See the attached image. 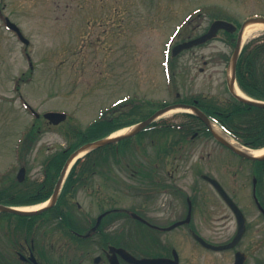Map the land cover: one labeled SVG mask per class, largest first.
Returning <instances> with one entry per match:
<instances>
[{"label": "rangeland", "instance_id": "rangeland-1", "mask_svg": "<svg viewBox=\"0 0 264 264\" xmlns=\"http://www.w3.org/2000/svg\"><path fill=\"white\" fill-rule=\"evenodd\" d=\"M5 17L19 27L28 46L6 29ZM251 18L264 19V0H0V190L12 186L23 190L25 184L40 181L45 159L75 143V132L87 128L112 106L129 113L132 104L148 101L175 102L202 96L220 104L231 101L227 85L233 48L223 35L175 57L168 53L174 45L204 33L215 19L241 24ZM259 39H264V31L244 44ZM123 99L134 103L120 105ZM149 107L137 109V117L147 115ZM49 111L64 112L67 118L51 126L42 118ZM183 113L164 115L157 121L177 122L183 120ZM106 116L114 118L116 113L108 111ZM32 125L36 126V139L19 152L23 135ZM152 142L144 135L134 138L127 145L132 148L108 157L122 167L115 171L118 181L103 189L105 198H90L81 190L68 199L69 208L65 209L80 227L110 207L136 208L133 190L125 189L136 180L127 170L154 160ZM167 159L182 162L178 169L181 183L197 187L196 199L202 209L216 208L215 222L197 225L198 233L213 236V241L222 244L234 231L231 214L200 179L204 173L215 178L247 216V232L236 248L247 255L245 264H264V222L247 197L250 179L240 160L207 136ZM20 168L25 169V180L18 184ZM93 181L95 186L100 183L98 178ZM57 224L36 228L34 235L40 245L51 250L58 264H93L98 251L74 247L53 229ZM163 238L170 240L182 264H231L233 260L234 251L200 250L183 231ZM0 248L8 250L5 237L0 238Z\"/></svg>", "mask_w": 264, "mask_h": 264}, {"label": "flooded vegetation", "instance_id": "flooded-vegetation-1", "mask_svg": "<svg viewBox=\"0 0 264 264\" xmlns=\"http://www.w3.org/2000/svg\"><path fill=\"white\" fill-rule=\"evenodd\" d=\"M237 28L239 29V27ZM238 29L234 34L229 35L232 40L236 39ZM197 104L200 103L197 101ZM201 137L202 132L200 129H196L191 134L193 142ZM170 139L171 136L168 140ZM240 162L244 165V171L250 179V192L247 197L252 200L253 205L259 213L258 217L264 222V213L257 206L259 204L264 211V160ZM96 163L101 169L93 171L87 169L85 175L82 177V183L72 185L75 195L81 190H86L90 198L93 196L105 198L107 193L103 189H106L108 184L112 185L116 183L115 181H118L115 174V171L119 168L118 164L107 160H100L97 162L92 161L89 165L96 167ZM181 163L177 159L175 161L166 159L143 162L142 164L148 167L146 169L148 175L147 177L137 176L135 178L137 181L133 187L132 195L135 196L137 201L136 208L126 216H123L122 211L113 206L102 210L95 219L87 221V224L84 226V234H88V236L84 239V246L89 250L94 247L98 251V254L92 259L93 264H108L109 248H123L122 245L124 243L129 244L130 249L127 246L123 249L139 258L174 260L175 250L170 245V240L166 241L163 238L164 235L183 231L185 233L188 232L191 238H194L193 234H197V225L203 226L208 221L211 224L215 222L213 212L216 211V208L202 209L196 199L197 187L182 185L178 172ZM115 168L117 169L115 170ZM135 173H139V171H135ZM203 176L206 175L200 173L199 177L202 180L204 179ZM94 178L100 180L97 186H95V181H93ZM209 178L214 179L213 177ZM143 180L147 182L145 186L140 184V181ZM204 182L217 196L218 194L210 182L206 179H204ZM118 190L115 192L116 195ZM102 213L106 214L96 226L98 216ZM243 216L247 220L246 214L243 213ZM231 219L234 231L229 241L237 231V220L232 213ZM71 221L74 223L73 220ZM94 227L96 229L92 231ZM124 231H130V235L124 234ZM202 238L212 245L217 244L216 241H213V236H202ZM194 242L199 244L197 241ZM33 251L34 246L31 242L27 249H23L22 252L15 251V254L16 256L21 254L27 257ZM177 260L179 263L181 262L180 254H177ZM118 261L122 264L119 257Z\"/></svg>", "mask_w": 264, "mask_h": 264}, {"label": "trees", "instance_id": "trees-1", "mask_svg": "<svg viewBox=\"0 0 264 264\" xmlns=\"http://www.w3.org/2000/svg\"><path fill=\"white\" fill-rule=\"evenodd\" d=\"M236 81L240 90L247 96L264 101V40H254L245 45L238 58L236 66ZM151 108L149 115L156 109L162 108L165 105L148 103ZM137 108V107H136ZM203 111L214 119L220 126H222L233 138L243 145L251 148L264 147V109L249 107L246 104L232 100L224 106L210 104ZM131 113H122L118 117L124 118L130 116ZM148 117V116H146ZM145 117V118H146ZM188 118H193L188 115ZM144 119V118H143ZM137 119H125L119 121L113 118H100L99 120L90 124L85 130L75 132L76 141L67 149L58 151L47 157L44 162V179L42 182H32L25 185L23 190H15L12 187L0 190V204L10 206H28L45 201L51 194L54 184L57 180L59 172L68 156L75 149L89 142L100 140L110 133L136 123ZM152 129L153 131H151ZM169 128L165 125L159 126L156 123L152 124L150 128L139 134V138L151 132V136L157 135L162 138ZM37 130L33 127L26 135L24 146L35 141ZM123 144H128L130 140L123 141ZM161 150V149H160ZM112 154L116 156L115 146H108L97 149L86 156V159L102 158ZM79 162L75 164L68 175L65 186L63 188L61 197L57 205L43 213L39 217L46 218H60L59 228H63V233L72 240H77L71 236L69 228H73L69 221L68 213L61 210V207L66 203V197L71 191V185L75 182L72 177L75 175V169ZM82 176V172L78 174ZM16 185V184H15ZM39 217H20L11 214L0 213V238L5 237L10 240L8 244L11 248L20 247L22 241L28 242L33 238L35 231V222ZM9 224V225H8ZM8 225V226H6ZM76 231L82 232L80 229L73 228ZM81 242V241H78ZM76 243V242H74ZM36 252L40 257L39 264H58L54 259L50 249L44 245H35ZM0 264H26L20 262L17 258L9 256L4 250L0 248ZM30 264V263H27Z\"/></svg>", "mask_w": 264, "mask_h": 264}, {"label": "water", "instance_id": "water-1", "mask_svg": "<svg viewBox=\"0 0 264 264\" xmlns=\"http://www.w3.org/2000/svg\"><path fill=\"white\" fill-rule=\"evenodd\" d=\"M252 22L264 23V19H257V20L254 19V20H252ZM8 25H9V27L11 29L15 30L18 33V35L20 36V33H19L18 29L14 25H12L10 23H8ZM243 28L244 27H242L240 32H239V36H238V39H237V42H236V47L234 49V52H233V55H232V58H231V76H232L231 78H232V83L234 82V79H235V68H236V62H237V58H238L239 51H240V41H241V35H242ZM221 29L226 30L228 32L234 31V27H232L230 24L222 22V21H216L210 26V29L208 30V32L205 35L175 47L173 49V56H175L176 54H178L182 50L191 48L193 46H197L199 44H202V43L206 42L207 40H210V39L214 38L216 36L217 31L221 30ZM24 43L27 44V41H24ZM229 89H230L231 93L234 95V93L232 91V85L230 86ZM234 96H235V98L238 101H240L242 103H245V104H248L250 106H254V107H258V108L264 109V103L250 101L248 99L240 98V97H238L236 95H234ZM176 107L190 109L197 118H199L202 122H204L207 126H209L208 118L202 112H200L197 108L192 107V106H184V105H178ZM172 108L173 107H167L165 109L159 110L153 116H151L149 119H147L146 121H143L142 123L137 125L135 127L134 131L132 133L128 134V135L117 137V138H112V139H103V140L96 141V142H93V143H90V144H87V145L83 146L78 152H75L70 157L68 162H70L80 151L94 150L96 148L103 147V146H106L108 144H114V143H116V142H118V141H120V140H122V139H124L126 137L134 136L135 134H137L138 132H140L141 130L146 128L156 117H158L159 115L165 113L166 111H168V110H170ZM44 117L46 119H48L50 124L57 125L60 122L64 121L66 116L64 114H59V113H47V114L44 115ZM214 137L216 138V140L219 143H221L222 145L228 147L231 151H233L234 153H236L237 155H239L241 157L248 158V159H254V160L264 159V157L263 158H252V157L248 156L246 153H244V152L232 147L230 144H228L223 139L217 137L215 134H214ZM65 171H66V166L64 167L63 171L61 172L59 180H58V182L56 184V187H55V190H54V194H53L52 199H51L50 206H52L55 203V201H56L58 190H59L62 178L64 177ZM23 175H24V169H21L19 171L17 179L19 181H21L23 179ZM213 184L217 188L218 192L223 197V199L226 201V203L234 211V213L236 214V217L239 219V229H238L237 235L234 238V240L232 241V243L227 245V246H225V247L214 248L215 250H222V249H227V248L233 247L240 240V238H241V236H242V234L244 232V226L242 224V221H241V218H240L242 216H241V213L238 210V208L234 205V203L232 201H230V199L226 196V194L223 192V190L220 188V186L216 182L213 181ZM47 208H44V209H47ZM41 211L42 210L36 211V212H22V211H17L15 209H11V208H6V207H3V206H0V212L13 213V214L21 215V216H33V215H36V214L40 213ZM114 252L119 254L123 258L124 261H126L127 263H130V264H170V263L172 264V262L167 263V261L159 260V259L137 260V259L133 258L132 256H130L127 252H125L124 250H121V249L115 250ZM238 256H239V254L237 255L235 264H238L239 262H241L240 264H242V262L244 261V258L242 256V258L239 259ZM29 259L34 264H37V262H36V260H35V258L33 256H31ZM110 264H118V261L116 260L115 254H113V256L110 258Z\"/></svg>", "mask_w": 264, "mask_h": 264}, {"label": "bare ground", "instance_id": "bare-ground-1", "mask_svg": "<svg viewBox=\"0 0 264 264\" xmlns=\"http://www.w3.org/2000/svg\"><path fill=\"white\" fill-rule=\"evenodd\" d=\"M263 31H264V24L263 23H255V24L246 25V27H245V29L243 30V33H242L241 44L246 43V41H248L251 37H253L257 33L263 32ZM233 92H234L235 95H237L239 97H242L241 93L238 91V89L236 88L235 85H234ZM184 111H187V110L174 109V110L168 111L167 113H165V115L172 114V113H175V112H184ZM212 130L218 137H220L221 139L225 140L228 144H230L231 146L235 147L238 150H241V151L247 153L248 155H250L252 157H261V156L264 155V148L260 149V150H254V151L247 150L246 148H244L241 145H239L233 139L227 137L217 126H212ZM130 131H132V128L124 129V130L119 131L118 133L114 134L113 137L129 133ZM84 153H85V151L78 153L73 160L74 161L77 160ZM47 205L48 204H43V205L35 206V207H27V208H23L22 210H25V211H33L34 210L35 211V210L40 209L41 207H44V206H47Z\"/></svg>", "mask_w": 264, "mask_h": 264}]
</instances>
